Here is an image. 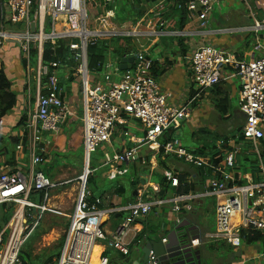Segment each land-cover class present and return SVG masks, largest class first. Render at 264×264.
I'll return each instance as SVG.
<instances>
[{"label": "built area", "instance_id": "2783aa9c", "mask_svg": "<svg viewBox=\"0 0 264 264\" xmlns=\"http://www.w3.org/2000/svg\"><path fill=\"white\" fill-rule=\"evenodd\" d=\"M89 0H9L1 4V26H15L18 29H2L0 46L13 43L23 53L25 68L24 89L26 92L28 112L23 133L27 132V144L30 157V171L23 174L20 168L4 169L0 173V206L13 204V214L0 232V264H21L20 253L32 232L50 212L48 203L55 184L35 168L44 159L42 138L44 135H57L61 126L73 116V111L66 101L60 86L59 72L64 67L61 59L43 63L44 46H50L51 52L65 43L73 64L71 74L65 76L77 79L81 95L83 159L85 167L79 179L76 203L72 213L67 216L68 227L56 264H91L94 249L101 248L97 264H109L104 256L107 249L117 251L122 256L130 254V248L138 236L135 226L145 219L153 210L166 205L172 206V212L180 215L189 202L205 198H215L214 215L216 231L190 241L195 249L203 239L223 240L233 248L242 246V233L254 231L264 236V166L254 177L245 174L242 177L236 171L237 155L241 150V141L252 142L255 147L262 139L260 128H264V55L251 61H240L235 55L218 50L208 44L193 47L186 56L189 78L195 91L192 98L182 105H170L167 96L153 75V60L146 50L132 53L134 59L130 70L119 72L117 66L107 62L101 79L97 70L90 71L87 62V50L100 40L112 38H149L158 41L160 36L189 37L188 28H179L168 21L158 19L151 27L152 11L138 20L132 30H117L114 27L104 29L103 21L114 20L115 13L110 11L99 21L96 29L88 27ZM100 1V0H97ZM105 7L116 0H101ZM255 6L264 8V0H246ZM180 9V6L178 7ZM214 8V0H191L185 6L188 21L196 20L201 29H207V19ZM146 23L147 31H140V24ZM34 24V32L31 25ZM264 30V24L256 23L254 31ZM31 50L37 52L36 68L31 66ZM255 52H264L257 45ZM53 58L57 55H51ZM93 78V82H91ZM99 79V80H97ZM239 79L241 88L238 94L239 111L243 116L240 133L227 141L220 140L213 154L193 155L188 153L179 139L160 144L158 141L170 131L178 133L182 122L192 119L191 106L198 97L223 83ZM33 87L34 95L31 96ZM33 102V103H32ZM33 105V109H30ZM131 121L139 125L142 137L136 138L128 130ZM119 128V129H117ZM119 130V131H118ZM119 132L131 144L112 152L102 166L115 163L129 165L148 161L141 157V151L147 148L154 156L174 155L176 159L198 170H203V192H189L185 195L174 194L158 199L143 194L135 203L123 209L104 210L101 199L89 203L90 191L86 188V178L94 173L89 169V155L102 145L111 146L112 137ZM25 137V135H22ZM39 150V152H38ZM256 152L258 153L257 149ZM259 154V153H258ZM114 177V170L109 169ZM108 173V174H109ZM117 174V173H116ZM179 174L169 175L171 189L180 187ZM200 174V177L203 178ZM142 188L147 180H143ZM243 181V182H242ZM184 184H190L185 180ZM154 192L153 190H151ZM201 191V190H200ZM42 194L40 203L32 202L31 194ZM153 197V196H152ZM15 207V209H14ZM109 213H124L125 216L111 234L102 230L104 217ZM176 226L181 224L180 217H174ZM128 239L130 240L129 242ZM102 242L103 245H98ZM163 244L167 239L162 240ZM264 260V253L257 256ZM148 264H157L153 251L148 254Z\"/></svg>", "mask_w": 264, "mask_h": 264}, {"label": "crops", "instance_id": "0c3cea01", "mask_svg": "<svg viewBox=\"0 0 264 264\" xmlns=\"http://www.w3.org/2000/svg\"><path fill=\"white\" fill-rule=\"evenodd\" d=\"M131 5L136 7L137 9L139 6L136 5L134 0H128ZM166 1V0H165ZM97 10L98 13L95 11L94 7L90 9V12H94L95 15H92V21L97 22V19H104V16L111 12L109 8L103 7V2L97 1ZM1 4L0 3V13H1ZM214 5L217 6L219 14L215 16L213 11L210 14L209 18L207 19V29L202 30L199 22L196 20L187 21L188 23L185 24L184 28H188L192 34L189 37H177V36H160L158 41L151 42L149 38H138L136 40L137 47L134 48L129 44L127 47L128 53H125L124 57L120 60V62L114 63L119 70V72H124L120 70V65L122 61L126 58L132 57V53L139 51V50H146L150 54L153 60V75L157 80L158 84L160 85L162 92L167 96V101L170 105H182L185 104L186 101L194 95V86L190 81L188 67L185 63L186 56H189L190 53L194 50L193 47L200 44H208L212 47L233 54L236 56L237 59L240 61H251L252 59L258 58L264 55V52H255L254 48L257 45H260L264 48V30L259 32L254 31V26L256 23L264 24V8L255 6L253 3H249L246 0H214ZM99 6V9H98ZM172 3L166 4L163 0L158 2V5H154L150 10L147 11L154 13L158 12V18L168 21L169 24L175 25L179 27V17L178 12L172 10ZM158 9V10H157ZM214 10V8H213ZM163 14V16L161 15ZM161 15V16H160ZM145 16V14H144ZM143 16V17H144ZM143 17L139 19H134V17L129 18L126 21H123V24H129L126 26L128 28L133 29L135 23L138 20L143 19ZM162 17V18H161ZM121 22L117 25L118 27H114L117 30H121L122 26ZM99 26V25H98ZM7 27V26H6ZM5 26H1L0 24V31L2 29H7ZM95 27V25H94ZM121 27V28H119ZM130 29V30H131ZM147 25L146 23L140 24V31L146 32ZM16 44L13 43H5L0 46V58L4 63V71L8 78V80L12 83V91H14L17 95V104L16 107L12 110L11 113L0 119V137L2 141H0V173L4 169H16L20 168L25 172L30 171V157L28 151V144H24V137L22 136V127H20V122L22 120H26L27 112H28V105H27V98L26 92L24 87V73L22 69L21 59L19 57L18 51L16 50ZM133 66V63H132ZM61 71V70H60ZM67 73L63 70V73L59 76L62 78L68 79V76H65ZM71 77V76H70ZM101 74L97 77L101 79ZM71 81L67 86V92L70 93L68 96V100L72 103V99L75 93V84L77 80ZM97 79V80H99ZM226 85H231V91L235 90V86L233 85L232 81L223 83ZM74 85V86H73ZM213 90V89H212ZM212 90L208 91L202 97H198L196 101L192 104L191 107L202 106L205 108L204 111H199V114L207 113V118H209L210 122L213 123V129L220 130V136L223 135V138H229V132L234 130V128H239L241 130L243 125V116L241 115L239 109L238 112L235 113V116L231 115L229 121H222L220 115L215 110L214 105L212 106L206 101L208 97H212ZM222 90V89H221ZM223 95L227 93L229 97L232 96L228 91L222 90ZM235 93L233 96H235ZM222 95V94H221ZM211 98V101H212ZM67 99V98H66ZM210 102V101H209ZM33 103V102H32ZM69 103V102H68ZM212 103V102H211ZM73 104V103H72ZM71 107V106H70ZM75 110L80 109L77 104H73L72 107ZM30 109H33V105H30ZM202 110V109H201ZM230 112V111H229ZM214 113V114H213ZM194 114V113H193ZM217 115V116H215ZM213 116V119H212ZM74 122L77 121V118L74 116ZM193 118V117H192ZM79 119V118H78ZM80 120V119H79ZM191 122V120H190ZM139 132L140 130L137 129ZM61 135H71V136H79L78 134L81 133L80 128L79 130L76 128L75 131H72L70 123L65 122L60 128ZM119 133V132H118ZM59 136V134H57ZM53 135H45L42 138V152L39 155H45L47 159H45V163H48L52 160L50 157V151L52 150L53 144H58V136ZM81 135V134H80ZM120 133L115 135L113 138L115 139V143L118 145V148L122 147H130L131 144L127 139L124 137L119 136ZM70 136V137H71ZM234 136V135H233ZM18 138V139H17ZM19 140L18 144H14V140ZM67 139V138H66ZM65 139V140H66ZM122 141H125L126 144H122ZM65 141V148L69 147ZM182 143V142H181ZM60 145V144H59ZM122 145V146H120ZM129 145V146H128ZM81 150L83 151L82 142L79 143ZM117 148V149H118ZM114 149V148H113ZM119 150V149H118ZM114 150H112L113 152ZM39 152V150H38ZM206 154V150L203 151ZM149 151L141 152V156L146 159L149 157L148 164L145 166H140L138 163L126 165V167L134 166L133 176L130 180H126L124 175L116 176L114 182L111 183L110 188L106 191H103L100 195L94 196L96 199H101L102 206L101 208L104 210H117L123 209L124 207L133 204L138 200L143 194L147 193L150 195V198H154L155 195L158 196V199L169 196L172 197L175 194L174 189H168L165 196L160 195V189L162 188L160 181L162 178H166L168 181L169 175L176 174H184L186 176L185 180L188 181L190 184L195 186L194 192L199 193L203 192V179L200 177V172L196 169L192 168L191 166L187 165V167L177 164L176 162L169 161L167 162L166 156L163 157L161 154H157L154 156V162H152L151 158L153 157ZM160 157V159H159ZM139 170L137 171V166ZM148 167L147 169L145 167ZM156 171L159 175L157 178H160L157 181H151L150 174L151 171ZM149 171V172H148ZM42 173V172H41ZM44 174V173H43ZM203 176V174H202ZM204 177V176H203ZM143 180H147L148 187L142 188ZM153 190L154 192H152ZM201 190V191H200ZM158 193V194H157ZM155 194V195H154ZM153 196V197H152ZM156 199V198H154ZM206 199V198H205ZM204 199L189 202L185 205L186 210L181 213L180 215H175L172 212V206L166 205L162 208H158L153 210L154 215L152 216L153 219H149L147 216L145 219L138 222L135 226L136 231L139 233L136 237L135 242L130 248V254L128 255L127 259L120 260L122 256L117 251H114L117 255L111 253L107 249L104 253V256L108 259L109 264H131V262L137 261L142 258V254L140 255V247L144 249L146 245L150 242H162L163 239H167V236L170 232L174 231L177 227L184 225L186 222L190 224L188 228H192V233L194 236L204 238L207 235L214 234L210 231V227L206 226L205 223H200L198 220V216L202 214V210L205 208L207 209V205L204 204ZM215 202L209 204L213 210L215 208ZM197 207V208H196ZM170 211V214H166V210ZM199 213V214H198ZM201 213V214H200ZM166 215L168 217L169 223L166 222ZM203 215V214H202ZM3 213L0 209V230H2L3 226ZM122 216V217H119ZM125 216L124 213H109L104 217V224L102 226V230L106 234H111L114 229L120 224L121 220ZM174 217H180L182 220L181 224L176 226L173 222ZM153 222V224L151 223ZM155 221V222H154ZM2 228V229H1ZM187 229V228H185ZM1 232V231H0ZM183 232V231H182ZM185 232V231H184ZM194 237V238H195ZM139 238V239H138ZM208 239H203L202 244L198 247L193 249V251H199L201 256L202 264H208L209 259L213 260V264H235L231 263L232 260L223 259L222 255L217 250H214L212 255L208 254L205 251V247L207 244ZM103 245V243H102ZM243 245V244H242ZM244 246V249L242 248ZM239 250L238 248H234L232 250L233 253L240 254V257L243 258V261H240L237 264H264V260L256 259L257 256L263 254L260 251L258 246L257 249L254 251L252 246H245L243 245ZM232 247V246H231ZM100 248V247H97ZM101 252V248H100ZM99 252V253H100ZM252 252L253 255H252ZM245 257V258H244ZM130 258L129 261H127ZM93 259V258H92ZM256 262H252V261ZM92 264V262H91ZM168 264V263H165Z\"/></svg>", "mask_w": 264, "mask_h": 264}, {"label": "rangeland", "instance_id": "374dc122", "mask_svg": "<svg viewBox=\"0 0 264 264\" xmlns=\"http://www.w3.org/2000/svg\"><path fill=\"white\" fill-rule=\"evenodd\" d=\"M97 3H98L97 0L88 1V27L90 29H96L98 27V24L95 21H92L93 19L89 15L90 9H92L93 7L97 13L99 12L97 10ZM118 7L119 8H118L117 17L114 18L115 21L112 20V24L115 26H117L121 22L122 19H124L126 22H129L127 21L128 19L123 18V15L121 12V10L126 11L125 3L123 7L118 2ZM109 9L113 11L114 13H116L114 3L109 5ZM213 13L215 16H218L219 14V11L216 5H214ZM100 20L101 19H97V22ZM122 24L123 22H121V25ZM128 25L129 24L126 23L122 25L121 27L126 28V26ZM6 28L7 29H18L15 26H7ZM111 28L112 26L110 25H106L104 27V29H111ZM130 29L131 28H128V30ZM137 39L138 38H135V37L128 38V43L134 48H136ZM16 48H17L16 50L18 51L19 57L22 60L23 53L20 51V48H18V46ZM67 55L69 56V52H67L66 56ZM64 64H66L67 66L64 65V67H62L59 74L61 75V73H63V70H65L67 74H71V68L73 67V64H71V61H69L68 59H65ZM31 66L33 69L36 68V58L34 57H31ZM22 69H23V73H25V68L23 66H22ZM90 81L93 82V78H91ZM232 83L235 86V90L233 91V93L231 91L230 84L229 85L221 84L219 88H221L224 91H228L230 94H232V96L230 97V112L229 113L230 115L235 116V113L238 112V109H239L238 94L241 88V82L239 81V79H234L232 80ZM74 88H75V93L72 99V103L77 104L78 107H81V95H80L79 84L76 83ZM234 92H236L235 96H233ZM33 95H34V92H33V87H32L31 96L33 97ZM211 98L212 97H208L206 101H208V103L212 106ZM66 100H68V96ZM67 103L72 107L73 104L70 101H67ZM71 109L74 112L75 118H79V113H78L79 109L78 110H75L73 108ZM204 109L205 108H202V106L200 105L197 106V108L191 107L192 117H193L191 119V122L190 121L182 122V126L179 129L178 133L176 131H172V136L170 138H168L167 140L162 138L158 141V143L165 144L167 141L173 142L174 140L179 139L182 142L184 149L188 153H191L197 156L204 155V152L203 153L201 152H202V149L205 148L207 151L206 154L209 155L212 152V147L216 146L218 141L223 140V135L220 136L221 135L219 133L220 130L213 129V123L210 122L209 120V118L211 117L207 118L208 116L207 113H205L204 115L199 114L200 113L199 111L202 112L204 111ZM212 119H213V116H212ZM79 128L80 127H77L78 130ZM137 129L139 130L141 129L138 123L136 121H131L130 126L128 127L129 132L131 133V135H135L136 138H140L143 135ZM260 131L262 132L263 137L257 142L256 147L252 142H249V141L243 140L240 143L241 150L237 155V164H236V171L239 173L240 177H242L245 174L252 175L255 177L261 167L260 159L264 166V128L261 127ZM239 133H240V129L234 128V130L230 131L228 134L230 137H232L233 135L236 136ZM80 134L81 133H79L78 134L79 136L76 137V135L75 136L61 135L59 133V136L57 135L59 138L58 144H53L52 150L50 151V157L52 158V160L49 161L48 163H43L35 168V172H42L52 182H54L55 184H61V185L56 187L50 195V200L48 203V208L50 212H47L43 215V218L40 222L42 223L43 232H39L38 233L39 236L36 239H34V241L32 242V245L30 248L32 258H36V257L41 256L42 254L49 253L51 251L56 250L60 244V241L64 237V234H65V231L68 225L67 216H69L72 213L73 208L75 206L78 189L81 183L79 179L82 177L84 167H85V161L83 159L84 157L83 151L81 150L79 146V143L82 142V138ZM118 134L119 133L116 132L114 136L115 135L118 136ZM46 135H49V134H46ZM49 136H53V135L51 134ZM113 137L111 140V146H106L104 144L101 147L97 148L95 151H92L89 155V169L94 170V173H93L94 182L97 185V187L101 186V188L98 190H96V188L94 187L89 188L93 196H98L103 191L105 190L107 191L111 186V182H114V180L116 179V176L118 173H119L118 177L120 175H124L126 180H130L133 176L132 174L135 169L134 166L126 167L125 164L119 165L117 163L111 166H107V167L102 166L104 161L107 158H110L112 156V150L117 151L118 149H120V147L118 148V145L115 143V139H114L115 137L114 138ZM65 141H67L66 142L67 145L68 143H70L67 149L65 148V145H64ZM122 144L125 145L126 142L122 141ZM256 149L259 154L256 152ZM143 151H148V149L144 148ZM150 154L152 155L154 153L152 152ZM149 157L150 156L146 157L147 161L149 160ZM166 160L167 162L172 161L174 163L176 162L177 164L187 167V164H185L181 160L176 159L174 155L167 156ZM138 164L142 166L140 163ZM139 165L137 166V171L139 170V167H140ZM145 168L147 169L148 167L146 166ZM109 169L114 170V175H113L114 177H112V174L109 173ZM22 173L25 174L27 172L22 170ZM158 173L155 170L151 171L150 174H148L150 176V180L151 181L159 180L160 178H157V175H159ZM88 177L90 176H87V178ZM203 178H204L203 179L204 182L207 183L208 177L204 176ZM33 201L35 203L41 202L39 201V196L33 199ZM204 201H205L204 204L207 205V209L205 208V210L204 209L202 210L203 215L200 213L201 215L198 216V220L200 223L201 222L205 223L206 226L210 227V231L212 233H215L216 231L215 215L213 214V210L209 205V204L214 203L215 198H206L204 199ZM165 210H166L167 215L170 214V211L168 209H165ZM6 214L7 216L10 217L12 213L7 212ZM153 215H154L153 212L149 214L150 220L153 219L152 217ZM167 215H166V222L169 223ZM151 223L153 224L152 221ZM129 241L130 240L128 239L127 242ZM97 244L102 245V242H98ZM256 245L258 246L261 252L264 251V246L261 243H256ZM251 246L254 248V251L257 249V246H255V244ZM240 248H238L237 250H239ZM242 248L244 249V246ZM233 249L234 248L231 247L229 244H227L225 241L215 240V239L208 240L206 247H205V251H207L208 254L212 255V253H214L213 251L217 250L220 253V255H222L223 259L232 260L231 263L236 262L235 264H237L240 261H243L242 260L243 258L240 257V254L232 252ZM109 251H111L110 257H111V253L114 254L115 256L117 255L114 251L112 250H109ZM99 252H100V248L94 249L92 264H97V258H98ZM139 253L140 255L142 254L141 247H140ZM253 253L254 252H252V255ZM212 261L213 260L209 259L208 264H213ZM252 262H256V261L253 260Z\"/></svg>", "mask_w": 264, "mask_h": 264}, {"label": "trees", "instance_id": "16d2710c", "mask_svg": "<svg viewBox=\"0 0 264 264\" xmlns=\"http://www.w3.org/2000/svg\"><path fill=\"white\" fill-rule=\"evenodd\" d=\"M159 1H161V0H134V2H136L135 4L139 6L137 9H135L136 7L131 5V3H129L128 0H116L114 3L115 12H116L115 17H117V14H118V8H119L118 2L120 3L121 6L124 7V3L126 6V11L121 10L123 18H125V19L131 18L132 19V17H134V19L136 20V19L143 17L144 14H146L147 11L150 10L154 5H158ZM163 1L166 4L172 3V7H173L172 10L178 12L177 16L179 17V20H178L179 28L180 29L183 28L185 26V24L188 23V22H186L187 21V14L185 11V6L191 0H166V1L163 0ZM0 3H3V0H0ZM179 6H180V9L178 8ZM103 7L109 8V7H105L104 5H103ZM98 9H99V6H98ZM89 15L92 17V15H95V14H94V12H90ZM161 15L163 16V14H161ZM158 19H160V17L158 18V12L151 15V22H152L151 27H154V25H155V23H157ZM123 21H125V20L122 19L121 22H123ZM104 24H105V26L110 25L112 27L113 26L117 27V26L112 24V19L104 20L103 21V27H104ZM125 29H127V28L122 27L121 30H125ZM59 45H60L59 49L57 48L54 52L53 51L51 52L50 46H48V45L44 46L43 63H48L51 60H57L60 58L63 65L67 66L64 63H65V59L69 60L70 53H69V56L68 55L66 56L68 51L65 48V43L61 42ZM126 46H129L128 38H124V37L100 40L96 44H94L93 46H89L88 50H87L88 69L90 71L97 70L98 74H100L104 71V67L109 60L118 64L120 62V60L124 57L125 53H128ZM53 54L57 55V56H55L53 58L51 56ZM36 55H37V52L35 50H31V57L36 58ZM21 64L23 66L24 62L21 61ZM73 80H74L73 77H68V79L64 80L62 78V76H60V86L62 87V89L64 91V95L66 98H67V96H70V93L67 92L66 86ZM212 95H213V98H212L211 102L214 105L217 113L220 115L221 120L222 121H229L231 118V115L229 113V111H230V97H229V95L227 93H225L223 95L222 90H221V88H219V86L212 90ZM16 104H17V95L14 91H12V83L8 80V78L5 74L4 63H3L2 59L0 58V119H2L3 117H5L9 113H11L12 110L16 107ZM78 111H79L78 113H79V119L80 120L77 118V121L74 122L73 116H71L67 119V123H70L72 131H75V129L77 127H80V129L82 128V122H81L82 109L80 108ZM24 126H25V119L20 122V127H22V129L24 128ZM23 134L25 135L24 144H27V132H24V133L22 132V135ZM171 136H172V132L170 131L169 133H167L165 135V140H167ZM228 139L229 138H227V137L223 138V140H225V141H227ZM13 140H14V144H18L19 140H16V139H13ZM0 141H2L1 137H0ZM205 150H206L205 148L202 149L201 153H203V151H205ZM214 150H215V146L212 147V152L210 154H213ZM41 157L44 159L43 163H45V159H47V158H45L46 156L41 154ZM197 171H199L200 174L202 175V173H203L202 169H198ZM178 178H179V182H180V187L175 189V194L185 195L191 191L192 192L194 191L195 186L193 184H184L185 178H186V176L184 174H179ZM160 184H161L162 188L160 189L159 193L161 196H165L168 189H171L170 183L167 181L166 178H162V180L160 181ZM85 185H86V188L88 190L91 187L96 188V190L101 188V186L97 187V185L95 184L93 174L86 179ZM37 196H39V201H42L43 195L39 194V193L31 194V196H30L31 201L34 202L33 199H35ZM94 199H96V197H94L93 194L91 193V197L88 200V202L91 203L94 201ZM12 205L13 204H3L0 206V209L4 215L3 216V222H2L3 223L2 228L9 222V220L13 214V206ZM7 212L12 213L10 217L7 216V214H6ZM119 217H122V216H119ZM40 222L38 223L37 227L35 228V230L31 234L29 240L26 242V244L24 245V247L20 253V263L21 264H56V262H57V259H58L59 254H60L59 252L61 251L65 236L60 241V244L56 250L51 251L49 253L44 252L45 254H42L41 256L36 257V258H32V256H31L30 248H31L32 242L34 241V239H36L39 236L38 235L39 232H43L42 223H40ZM67 227H68V225H67ZM242 243L245 246H251V245H254L256 243H261L264 246V236H263V234H261L259 232H254L251 230L244 231L242 233ZM127 258H128V256H121L120 260H124Z\"/></svg>", "mask_w": 264, "mask_h": 264}, {"label": "water", "instance_id": "95a60500", "mask_svg": "<svg viewBox=\"0 0 264 264\" xmlns=\"http://www.w3.org/2000/svg\"><path fill=\"white\" fill-rule=\"evenodd\" d=\"M9 0H3L7 4ZM31 31L34 32V24L31 25ZM133 57L126 58L120 65L121 71L130 70ZM190 224L186 222L184 225L177 227L167 236V243L150 242L142 249V258L131 262V264H148V254L154 252L157 258V264H202L199 251H193L190 247V241L195 237L192 228H188ZM187 228V229H185ZM183 231V232H182ZM185 231V232H184ZM130 258L127 260L129 261Z\"/></svg>", "mask_w": 264, "mask_h": 264}]
</instances>
